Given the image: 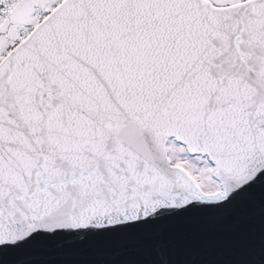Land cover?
Wrapping results in <instances>:
<instances>
[{
    "label": "snow or ice",
    "instance_id": "6c2138e0",
    "mask_svg": "<svg viewBox=\"0 0 264 264\" xmlns=\"http://www.w3.org/2000/svg\"><path fill=\"white\" fill-rule=\"evenodd\" d=\"M227 219L264 264V0H0V264H198Z\"/></svg>",
    "mask_w": 264,
    "mask_h": 264
},
{
    "label": "water",
    "instance_id": "95a60500",
    "mask_svg": "<svg viewBox=\"0 0 264 264\" xmlns=\"http://www.w3.org/2000/svg\"><path fill=\"white\" fill-rule=\"evenodd\" d=\"M247 224L237 225L233 219H227L212 225L194 226L190 229L193 237L185 242L181 256L192 259L198 264H225L240 254V249L229 242L233 240L235 232Z\"/></svg>",
    "mask_w": 264,
    "mask_h": 264
}]
</instances>
